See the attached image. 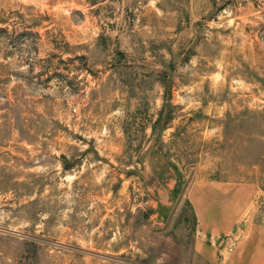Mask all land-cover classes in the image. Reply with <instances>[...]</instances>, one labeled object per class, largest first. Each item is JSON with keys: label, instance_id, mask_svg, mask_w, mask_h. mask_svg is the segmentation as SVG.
Returning <instances> with one entry per match:
<instances>
[{"label": "rangeland", "instance_id": "1", "mask_svg": "<svg viewBox=\"0 0 264 264\" xmlns=\"http://www.w3.org/2000/svg\"><path fill=\"white\" fill-rule=\"evenodd\" d=\"M224 183L264 224V0H0V264H193Z\"/></svg>", "mask_w": 264, "mask_h": 264}, {"label": "crops", "instance_id": "2", "mask_svg": "<svg viewBox=\"0 0 264 264\" xmlns=\"http://www.w3.org/2000/svg\"><path fill=\"white\" fill-rule=\"evenodd\" d=\"M194 197L198 240L193 264H264V224L253 219L257 186L253 183L214 185ZM210 192L215 194L212 200ZM210 193V194H209ZM230 240H234L231 250Z\"/></svg>", "mask_w": 264, "mask_h": 264}, {"label": "built area", "instance_id": "3", "mask_svg": "<svg viewBox=\"0 0 264 264\" xmlns=\"http://www.w3.org/2000/svg\"><path fill=\"white\" fill-rule=\"evenodd\" d=\"M234 243H235L234 240H230V242L228 243V248H229V250H231V249L233 248Z\"/></svg>", "mask_w": 264, "mask_h": 264}]
</instances>
